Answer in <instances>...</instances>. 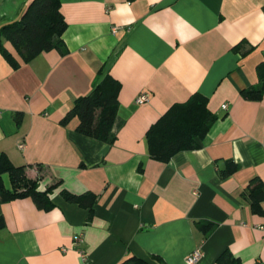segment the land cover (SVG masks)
I'll return each mask as SVG.
<instances>
[{
    "label": "crops",
    "instance_id": "0c3cea01",
    "mask_svg": "<svg viewBox=\"0 0 264 264\" xmlns=\"http://www.w3.org/2000/svg\"><path fill=\"white\" fill-rule=\"evenodd\" d=\"M31 1L0 0V27ZM60 12L66 53L18 68L0 54V155L50 201H0V264H187L195 249L196 264L224 251L264 264V202L257 214L242 197L250 180L264 181V96L241 95L264 60V0H60ZM241 41L254 46L245 56L232 51ZM106 73L120 84L111 142L77 132L76 117L61 123ZM195 92L217 115L200 146L150 158L148 128ZM227 160L238 168L220 177ZM62 190L95 202L79 206Z\"/></svg>",
    "mask_w": 264,
    "mask_h": 264
},
{
    "label": "trees",
    "instance_id": "16d2710c",
    "mask_svg": "<svg viewBox=\"0 0 264 264\" xmlns=\"http://www.w3.org/2000/svg\"><path fill=\"white\" fill-rule=\"evenodd\" d=\"M65 19L60 12V0H32L23 16L0 27V54L13 67L32 60L37 54L52 49L61 54L67 49L62 38L66 30ZM3 41L11 43L14 52L3 45ZM254 49L248 42L241 41L232 47V51L245 56ZM258 82L241 91L247 99H259L264 96V60L256 67ZM120 84L109 74L97 78L91 91L74 99L73 105L61 119L66 125L76 117V131L91 138L104 142L112 141L111 127L118 109L117 94ZM217 115L208 108V99L199 92L193 93L186 101L173 104L146 131V140L150 158L167 162L175 153L183 150L196 149L205 137ZM238 166L226 161V167L218 172L220 177L233 173ZM7 173L10 188L5 187L2 174ZM30 195L39 205L50 204L43 200L46 191L37 190L36 180L25 176L23 166H14L6 155H0V201H10L16 197ZM62 197L71 203L91 208L95 202L93 193L73 194L61 191ZM242 197L248 201L254 213H262L261 203L264 202V181L253 178L245 187ZM3 220L0 218V229ZM226 256L223 264H238L237 259L224 251L217 259ZM221 262V261H220ZM138 264H145L139 261Z\"/></svg>",
    "mask_w": 264,
    "mask_h": 264
},
{
    "label": "built area",
    "instance_id": "2783aa9c",
    "mask_svg": "<svg viewBox=\"0 0 264 264\" xmlns=\"http://www.w3.org/2000/svg\"><path fill=\"white\" fill-rule=\"evenodd\" d=\"M147 100H148V96L145 93H140L136 97L135 102L138 103V104H142V103H145ZM24 146H25V144L23 142H19L17 144V147L19 149H23ZM74 241L76 243L77 242H81L82 241V235L80 234V235L75 236L74 237ZM199 258H200V250L199 249H195V250H193L191 253H189L186 256V263L187 264H196L198 262Z\"/></svg>",
    "mask_w": 264,
    "mask_h": 264
}]
</instances>
